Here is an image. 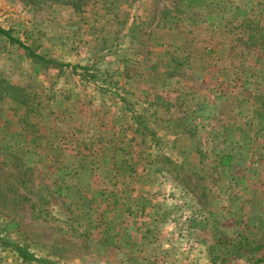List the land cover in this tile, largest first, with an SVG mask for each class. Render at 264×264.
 Here are the masks:
<instances>
[{"label":"rangeland","instance_id":"1","mask_svg":"<svg viewBox=\"0 0 264 264\" xmlns=\"http://www.w3.org/2000/svg\"><path fill=\"white\" fill-rule=\"evenodd\" d=\"M190 1L0 0L76 65L0 36V264H264V0Z\"/></svg>","mask_w":264,"mask_h":264},{"label":"trees","instance_id":"2","mask_svg":"<svg viewBox=\"0 0 264 264\" xmlns=\"http://www.w3.org/2000/svg\"><path fill=\"white\" fill-rule=\"evenodd\" d=\"M190 2H193V0H191ZM0 36H3L11 44H18L20 47L25 49L26 52L28 53L29 57L41 60V61H43L44 63H47V64L59 65L60 67H63V66L71 67L72 70H74L76 68V65H70L69 63H61V62L56 61L54 59H46L44 56H42L40 54H37L34 49H32L29 46L25 45L17 37H15L13 34H11V31L9 29H4V28L0 27ZM63 188L67 190V189H69V185L62 186V184H59L57 186L56 190L60 194L61 193V189H63ZM4 242H6V241H4ZM6 244H7V242H6ZM8 244H10V243H8ZM15 246H16L15 247L16 252L18 253V255L20 257H22V259L24 261L37 260V258L33 254L27 252L24 248H22V247H20L18 245H15Z\"/></svg>","mask_w":264,"mask_h":264}]
</instances>
